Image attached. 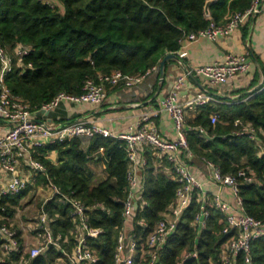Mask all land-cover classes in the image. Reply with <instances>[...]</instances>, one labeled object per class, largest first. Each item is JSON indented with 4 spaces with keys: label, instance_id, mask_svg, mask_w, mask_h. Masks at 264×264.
<instances>
[{
    "label": "trees",
    "instance_id": "16d2710c",
    "mask_svg": "<svg viewBox=\"0 0 264 264\" xmlns=\"http://www.w3.org/2000/svg\"><path fill=\"white\" fill-rule=\"evenodd\" d=\"M55 1L60 9H51L39 0H0V45L9 55L17 45L29 48L21 59L22 67L13 66L5 76V84L33 113L59 93L79 95L85 81L96 80L98 75L114 70L125 76L144 75L167 53H176L183 37L207 28L210 22L224 23L227 15L245 11L253 0H216L209 5L208 15L205 5L209 0ZM198 110L188 123L191 130L186 138L191 152L210 161L222 174H236L248 167L254 180L240 181L238 195L245 213L264 222V155H259L258 147H264V83L230 104L209 103ZM213 114L217 115L214 124ZM237 119L255 130L254 141L248 135L236 134ZM100 148L98 161L104 164L107 177L93 184L88 163ZM51 152L56 153L55 162L45 157ZM144 156L143 205L137 204L132 217V232L140 243L163 218L177 189L165 159H157L161 167H156L149 148ZM33 157L43 164L61 194L92 207L86 211L89 225L101 230L97 238L88 240L97 257L94 264H113L128 190L129 161L124 142L97 135L83 150L81 141L73 138L48 143ZM23 192L2 197L0 205L5 210L0 213L12 218ZM197 199L195 192L155 264H221V247L228 238L221 233L224 216L207 204L206 227L197 229L193 225L194 214L200 209ZM41 209L52 219L53 233L67 237V241L61 248L48 247L30 264H58L64 258L63 251L69 252L75 243L72 207L55 195ZM139 220L145 226L138 225ZM193 251L196 257L183 259L185 253ZM250 255L251 264H264V237L252 241ZM17 257L13 254L12 260ZM238 264H242L240 257Z\"/></svg>",
    "mask_w": 264,
    "mask_h": 264
},
{
    "label": "built area",
    "instance_id": "2783aa9c",
    "mask_svg": "<svg viewBox=\"0 0 264 264\" xmlns=\"http://www.w3.org/2000/svg\"><path fill=\"white\" fill-rule=\"evenodd\" d=\"M39 1L51 9H60L55 0ZM260 2L261 0H253L245 11L230 13L222 24L210 22L207 28L183 37L180 45L185 40L194 41L198 38H207L215 41L220 37L232 34L259 12ZM12 52L13 54L9 55L0 45V119L7 121L6 123L9 125V128L0 135V173L8 177L4 181H0V199L4 196L19 194L27 187L24 178L13 175L19 161L23 159L32 172L44 176L50 189V199L55 195H60L62 203L71 205V216L76 221L73 228L75 243L69 252L63 251L64 258L58 264L96 263L97 257L89 247L88 240L97 238L101 234V230L89 225L86 211L92 207H87L78 200L61 194L58 187L50 181L43 164L33 157V153L38 148L55 141L73 138L90 141L97 135L123 141L129 161L126 175L128 190L123 201L122 211L123 227L117 236L113 264H155L159 251L176 229L180 216L190 206L195 192L198 195L197 201L200 203V209L193 218V225L197 229L201 230L206 227L209 216L207 204L224 216L221 233L227 235L228 238L221 247V264H238L239 257L242 259V264H251V243L257 238L264 237V222L245 213L242 200L238 195L240 181L253 182L254 177L251 170L244 167L239 169L236 174H222L218 167L201 158L211 169V179L215 186L227 187L233 195V202L223 200L219 194L212 195L209 200L203 194L201 183L182 159L183 155L189 158L193 157L186 138L188 131L191 130L190 125L186 123V110H196L209 103L217 102V99L207 92H197L185 103L179 100L178 93L191 72L187 71L179 75L158 106L139 115L134 129L130 128L127 133L113 135L99 123L83 117L65 125H54L36 119L37 114L31 112L28 105L20 97L12 94L5 84V76L12 71L13 66L22 67L21 59L28 54L29 48L17 45ZM176 55L183 58L186 56V52L178 50ZM247 57V53L228 54L221 61L198 65L192 72L203 77L209 86L225 84L248 73L249 60ZM28 66L30 65L28 64ZM158 71L159 67L154 66L144 75L138 77L125 76L118 70L98 75L96 80L85 81L82 93L79 95L59 93L51 101L45 103L39 111L50 113L61 104L99 106L106 101L110 88L132 87L144 77ZM162 112H166L170 116L172 126L176 131L174 139L162 137L158 130L157 119ZM216 121L217 115L213 114L211 123L214 124ZM234 125L237 127L235 131L237 135L245 134L253 141L256 139L255 130L249 124L237 119L234 121ZM200 132L206 134L203 129H200ZM146 147L168 163L169 173L177 183V189L174 201L162 213L163 218L154 225L144 241L140 243L135 233L131 232L127 236L124 234V226L127 219L133 217L135 195L140 186L139 178L135 172L136 158ZM258 147L259 155H264V147L261 145ZM143 163L146 164L145 159H143ZM4 210L5 206L0 205V211ZM14 216L15 213L12 218L6 216V213H0V264H30L31 260L44 254L48 247L61 248L62 243L67 241V237L53 233L50 225L52 219L41 209L37 220L30 223L32 241L26 243L22 239L19 228L13 223ZM138 225L145 226V223L139 220ZM13 254L18 256L16 261L12 260ZM188 257H196V252L183 255V259Z\"/></svg>",
    "mask_w": 264,
    "mask_h": 264
},
{
    "label": "crops",
    "instance_id": "0c3cea01",
    "mask_svg": "<svg viewBox=\"0 0 264 264\" xmlns=\"http://www.w3.org/2000/svg\"><path fill=\"white\" fill-rule=\"evenodd\" d=\"M259 4V12L228 36L220 37L215 41L207 38L183 41L179 50L185 51L186 56L183 58L178 57L180 62L172 59L166 62L165 75L162 82L159 80V73L153 72L132 87L125 88L119 86L110 88L106 101L99 106L61 104L57 109L48 114L36 115V119L39 117L38 120L54 125H62L83 117L89 121L99 123L113 135L127 133L130 128H135L139 115L144 111L156 108L160 100L171 89L175 79L187 71L191 72L193 79L187 76L184 85L178 93L179 100L182 103L188 102L197 92H207L215 97L217 102H213L214 104H230L241 96L252 93L264 83V0H261ZM244 53L248 54V73L232 79L225 84L209 86L203 77L192 72L196 66L221 61L228 54ZM198 111V109L186 110L185 119L187 124L197 115ZM157 127L162 137L166 139H174L176 137V131L172 126L170 116L166 112L160 114V117L157 119ZM8 128V123L0 122V135ZM88 144V140L81 141L82 149L86 150ZM146 148L136 158L135 172L139 178L140 186L136 191L133 213H136L138 210L137 204L140 207L143 205L141 202V189L143 171L146 165L143 163ZM101 156L102 150L99 149L93 154L92 159L88 163L93 176V184H97L107 177L104 164L98 161V158ZM152 156L155 159L154 165L161 167V162L157 159L162 158L157 156L153 151ZM45 157L51 162L56 161L55 152H51ZM182 159L188 164L194 176L201 183L203 194L207 199L210 200L212 195L219 194L223 200L233 202V195L230 189L215 186L211 179L212 171L201 157L193 154V157L189 158L183 155ZM13 175L26 176L28 178L33 177V182L30 185L27 183V187L24 189L18 205L15 206V216L13 219L14 225L19 228L23 241L30 243L32 241L31 227L27 224L26 220L23 221L21 219L22 215L20 213H32L29 206L26 209L23 207L30 197H40L39 200L43 199V205L50 199L51 193L45 182V178H43L42 185H38L39 175L30 172L23 159L19 161ZM6 178L8 177L0 173V181H4ZM132 227L133 219L129 217L124 226L125 233L126 231L131 233Z\"/></svg>",
    "mask_w": 264,
    "mask_h": 264
},
{
    "label": "rangeland",
    "instance_id": "374dc122",
    "mask_svg": "<svg viewBox=\"0 0 264 264\" xmlns=\"http://www.w3.org/2000/svg\"><path fill=\"white\" fill-rule=\"evenodd\" d=\"M37 118L39 119V117H37ZM30 172H32V170H30ZM32 173H34V172H32ZM36 175H39L38 176V181H39L38 182V185H42L44 176L42 174H36ZM22 178H24L26 180V182L28 183V185H30L33 182V177L32 178H28L26 176H23ZM39 199H40V197H38V196L36 198H34V197L31 198L30 197L29 200L23 206V207H25V209L29 206V209H30V211L32 213H20L22 215L21 216V219L23 221L26 220L28 222L27 224H29V226H31V224H30L31 221L37 220V217L40 214V210H41V206H42V203H43L42 202L43 199L42 200H39ZM20 210H21V208H20ZM124 234L127 236L128 234H130V232H127L126 231V233H124Z\"/></svg>",
    "mask_w": 264,
    "mask_h": 264
},
{
    "label": "water",
    "instance_id": "95a60500",
    "mask_svg": "<svg viewBox=\"0 0 264 264\" xmlns=\"http://www.w3.org/2000/svg\"><path fill=\"white\" fill-rule=\"evenodd\" d=\"M215 1L216 0H209V1L206 2V5H205V13H206V15L209 14V11H208L209 5L211 3H213V2H215ZM258 8H260V4L258 5ZM171 59L180 62V59L178 58V56L175 53H167L162 58V60L160 61L159 65H158V67H159L158 73H159V80H160V82H162L163 79H164V75H165V64H166V62L168 60H171ZM188 77L191 78V79H193V77H192V75L190 73L188 74ZM39 113H41V114H48L47 112H44V111H39L36 114H39ZM0 122H7V121L0 119ZM68 123H70V122H68ZM68 123H65V124H68ZM65 124H62V125H65Z\"/></svg>",
    "mask_w": 264,
    "mask_h": 264
}]
</instances>
